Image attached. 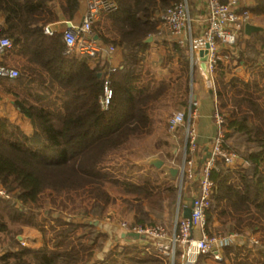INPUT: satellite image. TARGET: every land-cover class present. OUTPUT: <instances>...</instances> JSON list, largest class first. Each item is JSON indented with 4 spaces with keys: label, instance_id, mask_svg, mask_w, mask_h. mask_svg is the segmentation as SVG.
Returning a JSON list of instances; mask_svg holds the SVG:
<instances>
[{
    "label": "trees",
    "instance_id": "trees-1",
    "mask_svg": "<svg viewBox=\"0 0 264 264\" xmlns=\"http://www.w3.org/2000/svg\"><path fill=\"white\" fill-rule=\"evenodd\" d=\"M119 1V13L101 19L94 31L106 45L122 41L130 71L135 72L144 67L145 57L139 53L149 47L147 37L155 33L156 44L159 29L156 23L144 21L136 14L129 22L127 18L122 20L133 5L130 0ZM138 1L141 3L134 1L136 10L157 0ZM182 1L163 0L166 5ZM30 33L34 52L39 56L47 54L46 60L55 64L53 70H70L72 76L76 75L77 89L86 86V78L91 75L89 85L103 90L104 76L100 72L105 71L108 61L82 54L73 62L71 58L65 62L63 32L47 35L43 25H33ZM136 39H141L138 45L133 43ZM224 54L229 61L226 57L218 59L219 66L226 62L233 69L226 76L225 89L217 95L230 148L228 140L225 145L229 151L244 155L247 163L234 168L226 158L217 160L209 229L214 233L211 226L216 218H225L223 226L244 237L242 240L236 236L224 246L225 257H232L236 264H264V32L249 37L239 55L233 54L231 48ZM234 60L238 61L232 64ZM240 65L245 66L244 72L238 70ZM130 76L131 73L115 72L116 83L125 93L121 92L119 105L115 102L109 112L96 110L94 97L86 93L68 95L61 91L60 85L71 79L64 77L63 72L56 79H32L24 73L13 79L18 85L28 81V86L30 83L33 87L30 96L15 94L11 100L17 108L15 120L10 119V111L3 113L0 108V189L11 195H0V242L8 241L0 264H159L154 255L136 254L123 244L104 252L109 233L84 221L90 216L103 218L108 214L112 219L123 214L144 226L163 221L162 181L137 183L107 171L100 159L101 153L120 147L138 134L141 125H148L155 102L170 87L165 82L167 75L162 74L156 76L162 82L159 86L137 90L129 83ZM183 203L182 196L180 204ZM9 221L31 225L42 235L41 242L36 246L21 245L19 233L11 230ZM250 227L258 234L256 242L250 241ZM100 254L105 256L99 257ZM215 261L227 264L225 260ZM198 264H210L208 256L202 255Z\"/></svg>",
    "mask_w": 264,
    "mask_h": 264
},
{
    "label": "built area",
    "instance_id": "built-area-1",
    "mask_svg": "<svg viewBox=\"0 0 264 264\" xmlns=\"http://www.w3.org/2000/svg\"><path fill=\"white\" fill-rule=\"evenodd\" d=\"M208 15L204 19L205 28L195 35L194 25L197 20L190 12L189 2L183 0L175 5H166L163 0H157L152 7L150 18L158 26L160 32L164 33L172 49L182 53L185 48H190V61L192 73L197 71L203 75L200 69L201 51L209 50V63L212 72L217 68L218 59L222 46H233L239 39V34L245 28V23L250 19V9L238 11V5L244 0H207ZM119 5L113 0H87V10L83 21L80 24L70 23L64 33L65 51L71 52L80 48L82 52L92 56L108 53L109 63L106 70L102 72L103 90L99 95L96 110L109 112L114 109L116 102V81L114 74L119 66L116 65L114 57L115 46L105 45L93 33V25L105 13L116 11ZM47 32H52L48 28ZM209 44V46H207ZM15 41L0 24V54L13 49ZM124 68H129L127 60ZM121 67V66H120ZM21 71L17 67L0 63V76L7 78H17ZM205 78V77H204ZM214 73L212 80H206L207 89L214 87ZM179 85L181 79H178ZM178 84V83H177ZM177 112L169 125L170 132L179 129L180 125L185 123L186 111L184 110L186 102H183L181 93L176 92ZM215 109V121L217 124V134L213 139L212 153L202 161V168L198 170V161L195 152L199 146V132L196 126L198 118L199 100L190 97L187 106L190 110V122L186 134V151L190 149L191 155L185 154L184 161L181 164L184 169V177L187 179H198L200 190L194 193L191 203L179 205L174 221L166 220L164 223L156 226H144L134 223L127 218H122L117 225L121 232L135 231L140 234H146L147 238L142 241H148L158 249L159 264H198L202 255L210 256L215 259H223L224 246L227 240L235 237L238 233L232 232L224 237L214 234L209 229V210L212 206L215 181L213 180V170L216 167L217 160L220 158L232 159L236 164V154H231V150L226 148L227 130L225 126V115L218 107V96ZM195 106V107H194ZM0 194L5 198H11L10 194L0 189ZM192 207V218L184 215V209L187 205ZM99 219V218H98ZM100 220V219H99ZM113 221L112 218H110ZM21 235V245H30V236ZM122 235V234H121ZM19 237V238H20ZM256 242V237H251Z\"/></svg>",
    "mask_w": 264,
    "mask_h": 264
},
{
    "label": "crops",
    "instance_id": "crops-1",
    "mask_svg": "<svg viewBox=\"0 0 264 264\" xmlns=\"http://www.w3.org/2000/svg\"><path fill=\"white\" fill-rule=\"evenodd\" d=\"M115 1L119 6H120V1L119 0H113ZM137 1L138 3L140 1L138 0H130L131 5H133L132 9L129 10L128 15L123 17L122 20L127 18V22H129L130 18H134L133 14L138 15V17L140 19H143L144 21H151L150 15L152 12V7L155 4H147L143 9L141 10H136V3ZM141 3V2H140ZM32 5V7L30 6ZM250 9L251 11V16H250V20H252L253 22L257 23V24H261L264 25V0H244L242 1L238 7L237 10L238 11H242L243 9ZM87 10V0H0V11L4 12L3 14L0 13V24L3 25L4 30L11 35V37L14 39L15 41V46L13 47V49L9 50L6 53L0 54V63L3 64H7L9 66L12 67H17L20 69L21 73H24L27 75V77L32 78V79H38L41 78L42 76H46L48 79H56L57 77H61V73L63 72V76L64 77H69L71 79L68 80V83L66 84H61L60 85V90H64L68 95H74V94H78V95H83L81 93H86V95H90L92 97H94V108L96 109V105H97V100L99 95L102 93L101 89H99L98 87H94L92 85H89V80L92 79V76L89 75L88 78H86V86H81L79 89L76 88V85L78 83V78H76L75 76L71 75V72H69L70 70L66 71V70H62V71H55L56 69H52L53 66H55V64H53V62H48L46 60V56L45 55H37L32 46H31V33H30V28L33 25H43L45 27V33L47 35H51L53 33H57V32H63L65 33L66 28L69 27L70 23L72 24H80L83 21L85 12ZM120 7L113 12H108L105 13L104 15H102V17H100V19L98 21H96L93 25V33L95 34V36L99 39L100 41V36L95 33L94 31V26L103 18L110 16L112 14H117L119 13ZM124 13H126L125 11H123ZM203 12V20L198 22L196 25H202L201 28L203 27V29L205 28L206 24L204 23V18L207 17L208 15V1L206 0V8ZM8 15H10V19H8ZM131 15V16H130ZM109 21H113V20H109ZM118 21V20H117ZM114 22V21H113ZM120 23V22H119ZM155 23V22H154ZM50 28L52 29V32H47V29ZM130 29H132V27H130ZM196 29V28H195ZM202 29V30H203ZM258 35V32H255L253 34L252 37H256ZM251 38V37H250ZM158 39V37H157ZM249 38L246 36L245 33V28H243V31H241V33L239 34V39L237 41V43L233 46H222L221 47V53L223 57H226L225 54L223 52H225L227 50V48H231L232 53L239 55L241 50H242V46L245 47L247 44V40ZM131 40V39H130ZM141 41V39H136L133 40V43L135 45H138L139 42ZM147 41L150 43L149 47L146 50L140 51V55L142 57H145V64L144 67L142 68L141 72L135 75V72H131V63L129 68H124V64L129 58L128 55L123 51L122 47H119L116 44H110V45H114L115 46V51H114V57L116 59V65L119 66L118 70H116V72H120V73H131L130 79H129V83H131V81L134 80V83H131L134 85V87L138 90L140 89H144V90H152L154 89L155 85L159 86L162 82L160 81H156V76L154 80H150V84L147 85V83L144 82V78H148V79H152L153 75L155 74V72L150 71L152 74L148 73L146 77L144 78H140L141 74H144V72L149 68V64L151 65V62L155 59V46L162 49L164 47L170 49V51H172L173 53L176 54L175 49H172V47L169 45V41H167V44L165 43H160L158 44V42L155 44V33L151 34L147 37ZM159 41V40H158ZM101 42V41H100ZM103 43V42H101ZM106 45V43H103ZM158 44V45H157ZM108 45V44H107ZM106 45V46H107ZM109 45V46H110ZM123 46V44H121ZM46 53H48V49L46 50ZM50 53V52H49ZM62 53L64 55H66L65 57V62L71 61L73 62L74 60H76V58H78L80 55L82 54H87L88 53H84L81 51V49L78 47L76 49H74L71 52H66L65 51V47L62 51ZM190 55V53H189ZM92 56V55H91ZM109 54L108 53H104L102 55H97V56H93V57H100L103 58L105 61H109ZM177 56V55H176ZM181 58V57H180ZM182 59V58H181ZM227 61H229V57H226ZM238 60H234V62L232 64L237 63ZM51 63V64H50ZM108 64H106L104 66V70H106ZM191 65V64H190ZM121 66V67H120ZM219 66V65H218ZM143 69L145 70L143 73ZM233 70V69H232ZM238 70H242V72H244L245 70V66L244 65H240L238 66ZM137 73V72H136ZM176 74V73H175ZM100 76H102V71L100 72ZM0 81L2 83H0V108L3 109V113L4 112H8L10 111V119L11 120H15L16 116H18V113L16 112L17 108L15 106V104H12L15 98L14 95L15 94H25L26 97L30 96L29 92L31 90L30 83L29 86L26 82H23L22 84L18 85L13 79L11 78H7V77H1L0 76ZM116 81V80H115ZM50 83V82H49ZM47 83V84H49ZM38 85V84H37ZM39 89H41L40 85ZM49 86V85H47ZM56 86H58L56 84ZM176 96V95H175ZM202 97V96H200ZM183 98V97H182ZM34 100V98H33ZM179 99L177 98V101ZM5 102H7V104L5 105ZM58 102L61 104V102L58 100ZM9 103V104H8ZM207 103H208V99L206 97L202 98L199 101L200 104V109L202 110L201 116L198 118V120H196V126L198 128V132H199V150H200V154L198 155V158L200 159L199 161H203L206 157H208L209 155H211L212 153V139H214V136L217 133V125L215 122V119L213 120L211 116V112H210V107L207 108ZM8 108H7V107ZM210 113H208V112ZM181 128V127H180ZM179 128V129H180ZM178 129V130H179ZM178 130L170 132V129L168 127V137L169 141L167 139L166 142V146L164 148V156H167L166 159H163L165 162L170 163L172 165H181L182 163H176V161L174 159L177 158V156H179V149L181 151L182 145L180 143L174 142L173 145L171 144V138L173 136V133H176ZM180 131V130H179ZM178 131V132H179ZM213 135V136H212ZM173 137H176V135L174 134ZM186 136H184V145L183 148L186 147ZM172 145V154L170 152L169 155H167V151L170 150V146ZM158 157V156H155ZM160 157V156H159ZM169 157H171L173 160H169ZM151 160V159H150ZM150 163V161H149ZM157 167V166H155ZM159 168V167H157ZM161 169V168H159ZM162 170V169H161ZM198 179H194V181L197 184V189L193 191V195L194 193H197L200 190V184L199 182H197ZM168 178H164V195H165V199H166V209H165V216H166V220H169V217H171L172 215V221L175 220L176 218V214L177 211L179 210V205L181 201H179L177 208H175V211L171 210V206L169 204L168 201V184L169 181ZM197 191V192H195ZM186 202H184L183 204H185ZM165 220V221H166ZM100 220L96 219L95 224L98 223ZM22 227L24 228H28L30 232H32V230H35L31 225L27 224V225H22ZM121 230H119V236H121L123 238V240H125L124 244L131 249L132 251L135 252L136 248H137V244L139 242H144L142 244H144L142 246L141 251H138V254H145L148 253L150 255H154L155 258L158 259V249L157 247L154 248V245L150 244L148 241H142V240H131V239H127L124 238L122 235ZM34 244L30 245V246H36L38 245V243L41 242V238L40 235H31ZM115 238V236L113 237ZM39 241V242H37ZM6 252V251H5ZM104 254H100L99 257H104Z\"/></svg>",
    "mask_w": 264,
    "mask_h": 264
},
{
    "label": "rangeland",
    "instance_id": "rangeland-1",
    "mask_svg": "<svg viewBox=\"0 0 264 264\" xmlns=\"http://www.w3.org/2000/svg\"><path fill=\"white\" fill-rule=\"evenodd\" d=\"M187 2H189L190 12H192L193 16L197 20V23L202 21L203 20L202 11H204L206 8V0H187ZM204 23L206 24L205 20H204ZM201 26L202 25L200 24L194 25L195 35H198L202 31L203 27L201 28ZM157 37L159 40L158 44L160 43L167 44L168 39L164 33L158 31ZM113 44H116L119 47H122L121 44L123 43L122 41L119 40L118 42H114ZM184 52H186V54L182 56L180 55L181 53L179 52V49L176 51V54H175L166 47L160 49L155 46V59L151 62V65L149 64L150 69L146 71L143 69L142 73L144 71L145 72L144 74H141L143 76H141L140 78L142 79L146 77L148 73L152 74L150 71L155 72V74H152L153 75L152 79L144 78V82L147 83V85H149L151 83L150 80H154L155 76H161L162 74H165L167 75L166 77L167 79H165V82L170 85L169 89L163 94L161 98H159L155 102V106L152 110V117L148 125H141L139 128L138 134L134 136L133 138L127 140V142H125L120 147L105 151L101 153L100 155V159H101V162L103 163V167L105 166L107 171H111L112 174L120 175L123 177H129L131 180H134L137 183H145L149 180H160L162 181V184L164 186V178L167 177L169 181L168 201L171 206V210L173 211H175V208H177V205L179 201H181L182 196H183L184 202L188 204L191 203V200L193 198V191L197 189V184L194 180L191 181V179L189 178L186 179L185 177L183 179L176 178L172 180L164 171L155 167L154 165H151L149 161L155 156H158V157L160 156L163 159H166L167 157V156H164L165 154L164 148L166 146L167 139L169 141V138H167L168 137L167 130L177 112V104H176L177 97L175 96V94L176 92L181 93L183 96V102H186L185 107H184V110L186 111L185 112L186 119H185V123L182 124L183 125L182 127H184L183 131L178 130L179 132L177 131L176 133H173V136L175 134L176 137L172 136L171 138L172 145L174 142L180 143L182 145L181 151L180 149L178 151L179 156H177V158L174 160L176 161V163H183L185 154L187 153V155H189V152H185L186 147L183 148L184 136H186L187 134V127L190 122V118H189L190 110H188L189 108L187 106L188 100L190 99V97H193L194 100L198 99L200 101L202 98L206 97L208 99L207 108L210 107L211 116H213L212 119L213 118L215 119V109L217 105V102L215 101V97L216 95H218V91L225 89L226 76L228 75V73L232 72V68L225 61H224L225 63L222 65L220 64V66H218L219 65L218 64L217 68L213 72L214 78H215L214 87L212 90L211 89L209 90L207 89L204 76L199 74L197 71H195L194 74L192 73V66L190 65L191 64L190 55L188 54L190 53V48L189 49L185 48L182 53ZM221 58H223L222 54L220 55L219 59ZM186 59L187 60L189 59V61L186 62ZM138 72L140 73L141 69H136L135 75L138 74ZM169 75H171L172 78H170L171 76ZM135 78L136 76L134 77V80L131 81V83H134ZM179 78L181 79L180 85L178 82ZM156 81L158 82L159 80H156ZM116 91H117L116 103H118L119 105L120 94L121 92H124L121 89L120 83L118 84L116 83ZM218 103L220 105L219 99H218ZM201 113H202V110L200 109V104H199L198 118L201 116ZM228 128L232 130V126H228ZM212 142H213V139H212ZM229 144L230 143L228 140L227 148H230L228 146ZM172 145L170 146V150L167 151L168 152L167 155H169L170 152L172 154ZM230 152L231 154H236L235 156L236 164H234L232 159L227 160L228 164L231 167L236 168L238 164L241 162L247 163V160L245 159L244 155H241L240 153H238L236 150H233V149H231ZM169 160H173V159L169 157ZM108 167H110V169ZM202 167L203 166L199 164L198 169L200 170ZM28 179L33 180L32 177H29ZM174 187H177V190L174 189ZM163 196H164V211H163V217H162L163 221L161 222V224L164 223L166 220V216H165L166 199H165V195ZM176 201L177 203L175 204ZM124 217L126 216L123 214H118V215H115L113 217L114 220L111 221L110 218H112V216L111 214H108L103 218L98 217V216H90V217H87L89 219L84 220V221H87V222L89 221L92 223L96 219L100 218V221L98 223L95 224V222H93L92 224L98 226L102 231L108 232L110 235V238L107 241L106 246L103 249L104 252H107V250H109L111 247H116L122 244L125 245L124 244L125 240H123V238L119 236L120 228L117 225L118 221ZM169 219L170 220L172 219V215L171 217H169ZM224 220L225 218L223 219L216 218V220L211 226V229L214 231V233L219 234L221 237H224L225 235H228L232 233L233 231H236V230H232V231L227 230L223 226ZM229 224L230 222H228V225ZM8 225L13 232L19 233V237L20 235L27 236L26 234H28V236H30L31 238L30 245L34 244L31 235H34V234L40 235V238L42 236L36 230H32V232H30L28 231L29 230L28 228L22 227V225H27V224H22L16 221H9ZM250 229L252 230L254 229V227H250ZM236 232L238 233L237 238L239 239L243 238L242 240H244V237H241V234L238 231ZM249 234L250 236L258 237L257 232L253 233V230L252 232L250 231ZM114 236L115 238H113ZM22 239L23 237H20V240ZM234 239H235L234 237L229 238L227 240V243ZM250 241L252 242L251 239ZM7 243H8L7 240L4 243L0 242V255L5 253L6 248L4 246ZM142 243L144 242H139L137 244L138 246L135 250L136 254L138 253V251L143 250L142 246L144 244ZM253 252H255V254L257 253L255 250ZM141 255L149 256L150 254L142 253ZM215 260H219V261L225 260L227 264H236V262L233 261L232 257L227 256V258L224 257L223 259H215L213 257L208 256V261L210 262V264H224V263H219Z\"/></svg>",
    "mask_w": 264,
    "mask_h": 264
},
{
    "label": "water",
    "instance_id": "water-1",
    "mask_svg": "<svg viewBox=\"0 0 264 264\" xmlns=\"http://www.w3.org/2000/svg\"><path fill=\"white\" fill-rule=\"evenodd\" d=\"M255 32H264V25L257 24L253 22L252 20L248 19L245 23V33L246 36L252 37ZM209 46V44L207 45ZM200 69L205 77L206 80H212L213 79V72L210 67L209 63V50L204 49L201 51V62H200ZM150 164L157 166L162 169L172 180L176 178H184V169L182 165H172L163 160L161 157H154L150 160ZM194 205V202H192L191 205H187L184 209V215L188 218H192V207ZM122 236L127 239L131 240H142L146 239V234H140L135 231H127L122 232ZM101 264V263H99Z\"/></svg>",
    "mask_w": 264,
    "mask_h": 264
},
{
    "label": "clouds",
    "instance_id": "clouds-1",
    "mask_svg": "<svg viewBox=\"0 0 264 264\" xmlns=\"http://www.w3.org/2000/svg\"><path fill=\"white\" fill-rule=\"evenodd\" d=\"M21 236V235H20Z\"/></svg>",
    "mask_w": 264,
    "mask_h": 264
}]
</instances>
